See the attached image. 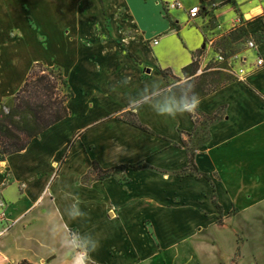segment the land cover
Segmentation results:
<instances>
[{"label": "crops", "instance_id": "0c3cea01", "mask_svg": "<svg viewBox=\"0 0 264 264\" xmlns=\"http://www.w3.org/2000/svg\"><path fill=\"white\" fill-rule=\"evenodd\" d=\"M197 6L207 10L191 20ZM14 10L26 27L0 35V105L36 63L60 68L73 97L67 118L0 161V264L197 263L189 240L264 202V0H0V18ZM240 27L255 44L232 62L244 75L196 105L222 117L195 151L211 182L182 175L193 122L158 72L183 79L198 52L201 66L218 63L216 42ZM94 162L147 168L99 181Z\"/></svg>", "mask_w": 264, "mask_h": 264}, {"label": "trees", "instance_id": "16d2710c", "mask_svg": "<svg viewBox=\"0 0 264 264\" xmlns=\"http://www.w3.org/2000/svg\"><path fill=\"white\" fill-rule=\"evenodd\" d=\"M248 37L246 29L240 27L217 41V47L221 49L224 61L207 65L199 74L198 59L200 54L198 52L195 55V60L182 69L181 74L185 79L182 83H180L179 78L173 77L169 71L158 72L170 87L171 94L179 109H182L186 102H191L193 96L197 98V101H200L237 81V77L231 74L228 59L240 53L236 48L234 50L233 46L242 44ZM169 78H173L174 82L169 81ZM71 97H73V92L60 68H48L41 63L34 64L23 87L7 102L0 105V161L24 151L33 139L67 118L69 110L66 102ZM187 113L193 122V131L188 136L189 138L197 137L198 145L196 148H190L186 142H182L188 154V166L181 170L180 174H189L198 178L204 177L211 182L210 178L200 173L196 168L195 151L208 142L210 125L222 117L220 114L212 116L199 114L196 107ZM125 121L137 129L151 133L133 115L130 116V119L129 116L126 117ZM128 168L139 170L147 167L138 163L133 166L124 165L104 170L95 162L92 165V171L99 181L122 174ZM211 199L218 213L216 223L221 225V207L215 201V195Z\"/></svg>", "mask_w": 264, "mask_h": 264}, {"label": "rangeland", "instance_id": "374dc122", "mask_svg": "<svg viewBox=\"0 0 264 264\" xmlns=\"http://www.w3.org/2000/svg\"><path fill=\"white\" fill-rule=\"evenodd\" d=\"M0 20V35H6L11 25L15 27L14 29L22 31L26 27V19L21 16L19 10L10 12L7 21L4 18H0ZM246 45L247 41L235 44V48L241 51L246 49ZM215 46L217 48V44ZM209 64H214L213 57H207L204 60L203 65ZM204 67L200 65L198 74ZM184 80V78L180 79L181 82ZM169 81L174 82V79L169 78ZM126 117L128 118V116ZM187 142L190 148H196L198 145L197 137L187 139ZM239 205L242 206V203ZM205 224L207 223L205 222ZM71 237L74 240L76 234L71 232ZM189 242H201L200 248L195 245L193 249L191 248L194 253L196 252L198 262L192 260L190 264H216L219 260L227 264L231 259V264H264V202L259 203L257 209L230 219L224 228H213L208 225L202 233ZM212 243H215L214 248H211Z\"/></svg>", "mask_w": 264, "mask_h": 264}, {"label": "built area", "instance_id": "2783aa9c", "mask_svg": "<svg viewBox=\"0 0 264 264\" xmlns=\"http://www.w3.org/2000/svg\"><path fill=\"white\" fill-rule=\"evenodd\" d=\"M210 8H215L217 7L215 3H211L209 5ZM182 8L181 6V3L178 2V1H174L173 3L171 4H168L166 6V9H180ZM207 10V7H204V6H197L195 8H191L190 10H188V16L189 18L192 20V19H195V18H198L201 14L205 13V11ZM153 44H157V41H153ZM248 47L249 48H255V44L251 41H249L247 43ZM237 57L233 56L231 57L230 59H228V64L229 66L231 67V74H233L235 77H241L242 75H244V70L243 69H237V70H234L233 67H232V62L234 60H236ZM216 61H219L218 63H221L224 61V58L223 56L220 54ZM257 67H260L263 65V61L262 60H258L257 63H256ZM0 219H4V215H0Z\"/></svg>", "mask_w": 264, "mask_h": 264}, {"label": "clouds", "instance_id": "9594fccd", "mask_svg": "<svg viewBox=\"0 0 264 264\" xmlns=\"http://www.w3.org/2000/svg\"><path fill=\"white\" fill-rule=\"evenodd\" d=\"M197 103H198L197 98L195 96H193L191 102H186L183 105V108L180 110V113L182 114L183 112H186V111L187 112L192 111L196 107ZM159 114H166V115L172 116V117H175V115H176L173 112L172 108H167V107L160 109Z\"/></svg>", "mask_w": 264, "mask_h": 264}]
</instances>
